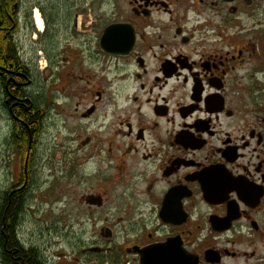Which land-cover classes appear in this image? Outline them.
Here are the masks:
<instances>
[{
	"label": "flooded vegetation",
	"instance_id": "flooded-vegetation-1",
	"mask_svg": "<svg viewBox=\"0 0 264 264\" xmlns=\"http://www.w3.org/2000/svg\"><path fill=\"white\" fill-rule=\"evenodd\" d=\"M0 8L9 147L24 108L14 84L34 118V166L48 140L52 212L81 233L47 254L3 224L0 264H264V0Z\"/></svg>",
	"mask_w": 264,
	"mask_h": 264
},
{
	"label": "rangeland",
	"instance_id": "rangeland-1",
	"mask_svg": "<svg viewBox=\"0 0 264 264\" xmlns=\"http://www.w3.org/2000/svg\"><path fill=\"white\" fill-rule=\"evenodd\" d=\"M60 15L62 16L61 13ZM9 135L10 122L7 115L3 113L0 104V202H2L1 200L7 190L22 175L21 161L14 154L13 149L9 147L7 140ZM38 143L39 149L35 158L39 167L34 166L33 151L31 167L26 175L28 180L27 198L23 203L25 204L22 207L23 214L21 213L18 216L17 227H19L20 235L27 239L30 238L34 245L46 247L47 249L52 246L47 250V254L56 250L53 245L58 243L60 233L63 234L60 235L63 238L66 236V239H62L63 247L67 248V244H70L75 249V244H77V240L81 235L78 217L71 214L68 215L70 218H66L52 212L53 192L49 188L52 181L51 178H47L49 174L46 150L48 140L44 137ZM66 227L70 229L65 230ZM73 254L74 252H71V255ZM66 255H68V252H66Z\"/></svg>",
	"mask_w": 264,
	"mask_h": 264
},
{
	"label": "trees",
	"instance_id": "trees-1",
	"mask_svg": "<svg viewBox=\"0 0 264 264\" xmlns=\"http://www.w3.org/2000/svg\"><path fill=\"white\" fill-rule=\"evenodd\" d=\"M3 0H0V5ZM2 9L0 8V14ZM5 28L4 26H0V68H6L7 65L4 61L3 53L6 50L7 42L5 38ZM11 59V58H10ZM11 64L14 68H17V64L14 58L11 59ZM13 88V97L16 99H20L23 102V107L15 106V116L16 120L14 121V129L11 133L12 139V149L14 150V154L18 156L21 161L22 168L24 166L25 158L27 156L28 149L30 148V159H29V168L33 157L34 151V118H31L30 111L27 110L28 103L25 102L22 94L20 96V88L14 84H12ZM24 100V101H23ZM16 103H18L16 101ZM23 170V169H22ZM24 174L21 175V183L16 187L11 189V191L3 196L2 202H0V229L3 227V224L6 225L10 222V226L14 227L17 225L18 216L21 214L22 206L24 205L25 195L22 191L18 189L21 188L23 184ZM16 190V191H15Z\"/></svg>",
	"mask_w": 264,
	"mask_h": 264
}]
</instances>
